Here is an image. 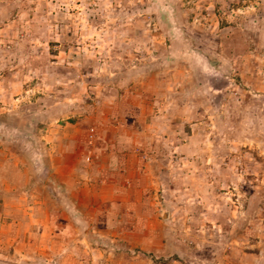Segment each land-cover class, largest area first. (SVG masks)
<instances>
[{
	"label": "rangeland",
	"instance_id": "obj_1",
	"mask_svg": "<svg viewBox=\"0 0 264 264\" xmlns=\"http://www.w3.org/2000/svg\"><path fill=\"white\" fill-rule=\"evenodd\" d=\"M0 264H264V0H0Z\"/></svg>",
	"mask_w": 264,
	"mask_h": 264
},
{
	"label": "built area",
	"instance_id": "obj_2",
	"mask_svg": "<svg viewBox=\"0 0 264 264\" xmlns=\"http://www.w3.org/2000/svg\"><path fill=\"white\" fill-rule=\"evenodd\" d=\"M89 137H90V138L92 137V134H91V133H89Z\"/></svg>",
	"mask_w": 264,
	"mask_h": 264
}]
</instances>
